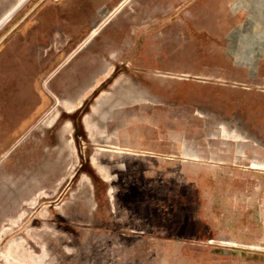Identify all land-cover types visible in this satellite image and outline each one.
Here are the masks:
<instances>
[{
  "label": "rangeland",
  "instance_id": "1",
  "mask_svg": "<svg viewBox=\"0 0 264 264\" xmlns=\"http://www.w3.org/2000/svg\"><path fill=\"white\" fill-rule=\"evenodd\" d=\"M264 264V0H0V264Z\"/></svg>",
  "mask_w": 264,
  "mask_h": 264
},
{
  "label": "bare ground",
  "instance_id": "2",
  "mask_svg": "<svg viewBox=\"0 0 264 264\" xmlns=\"http://www.w3.org/2000/svg\"><path fill=\"white\" fill-rule=\"evenodd\" d=\"M28 264H33V263H28Z\"/></svg>",
  "mask_w": 264,
  "mask_h": 264
}]
</instances>
